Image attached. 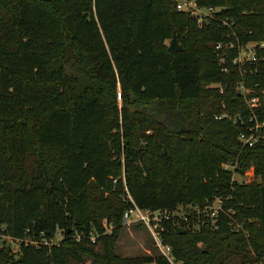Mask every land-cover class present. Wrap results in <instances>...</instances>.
<instances>
[{"label": "trees", "instance_id": "16d2710c", "mask_svg": "<svg viewBox=\"0 0 264 264\" xmlns=\"http://www.w3.org/2000/svg\"><path fill=\"white\" fill-rule=\"evenodd\" d=\"M196 1L218 8L202 27L176 0H0V236L20 242L0 264H172L116 252L129 195L144 209L221 198L245 232L223 213L184 233L166 221L175 262L264 264V139L240 141L264 122V0ZM250 42L255 60L234 63ZM104 219L94 243L73 236Z\"/></svg>", "mask_w": 264, "mask_h": 264}, {"label": "built area", "instance_id": "2783aa9c", "mask_svg": "<svg viewBox=\"0 0 264 264\" xmlns=\"http://www.w3.org/2000/svg\"><path fill=\"white\" fill-rule=\"evenodd\" d=\"M177 10L180 12H186L191 17L197 19L199 27L208 23L214 18L217 7H201L198 5L196 0H176ZM263 43L250 42L241 47V53L238 58L234 59V63H239L244 60H255V47L262 46ZM223 44L219 43L217 49H222ZM244 53V55H242ZM220 61L225 62V58L221 57ZM227 69L224 68V71ZM249 108L253 112V117L251 120L256 119L254 115L255 108L258 107V98L247 99ZM264 139V122H255L254 125L248 128L247 133H241L240 141L245 147L254 146L259 140ZM129 199L132 203V207L126 210L123 214V226L129 227L133 224H140L145 227L152 238L154 239L155 245L158 248L161 255L166 257L172 264H179L175 262L174 255L172 253V248L170 245L165 244L162 238V231L165 228L166 221H173L178 225L179 228L186 227L195 231L200 228L202 224L212 221V227H217L215 222V217L223 213L230 218V225L234 231H244V222L239 221V219L234 217V211L230 209H225L223 207V200L219 197L214 199H206L202 203H187L180 204L174 209H144L139 207L132 197L129 195ZM183 225V226H182ZM105 231L103 234L91 232L87 235L84 231L76 232L73 236L76 240H81L82 238H88L91 242H95L101 235L111 233L112 225H108L106 222L104 224ZM29 242L28 240H25ZM31 242V241H30ZM33 244H49L47 240H42L41 242L32 241ZM59 242V241H56Z\"/></svg>", "mask_w": 264, "mask_h": 264}, {"label": "rangeland", "instance_id": "374dc122", "mask_svg": "<svg viewBox=\"0 0 264 264\" xmlns=\"http://www.w3.org/2000/svg\"><path fill=\"white\" fill-rule=\"evenodd\" d=\"M168 46V42H167ZM244 55V53L242 54ZM228 170L233 171V179L237 181V183L243 182H260L261 177H256L254 168H250L245 174H240L235 171V166L232 164L224 165ZM101 191V189H99ZM107 195V193H105ZM107 223V220H103V225ZM108 224V223H107ZM124 227V226H123ZM123 233L117 245V253L120 254L121 257L130 258L136 257L140 255H156L160 254L158 248L155 245L154 239L148 232V230L142 225L136 223L131 226H127L123 228ZM112 232V231H111ZM62 231L59 230L58 234L55 236L56 241L62 239ZM0 248L8 249L11 248L12 252H14L13 257L14 260H17L20 257V242L9 235L0 236ZM84 264H90V261L85 262Z\"/></svg>", "mask_w": 264, "mask_h": 264}, {"label": "water", "instance_id": "95a60500", "mask_svg": "<svg viewBox=\"0 0 264 264\" xmlns=\"http://www.w3.org/2000/svg\"><path fill=\"white\" fill-rule=\"evenodd\" d=\"M168 49L170 51H178V50L183 49V45H182L181 41L179 40L178 36L176 35V33H174L172 38L168 40ZM178 232L184 233L185 229L179 228Z\"/></svg>", "mask_w": 264, "mask_h": 264}]
</instances>
